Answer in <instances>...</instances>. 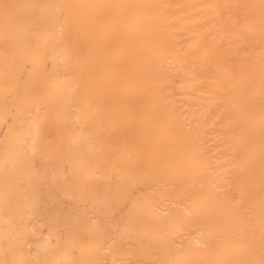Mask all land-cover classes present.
<instances>
[{
  "label": "bare ground",
  "instance_id": "6f19581e",
  "mask_svg": "<svg viewBox=\"0 0 264 264\" xmlns=\"http://www.w3.org/2000/svg\"><path fill=\"white\" fill-rule=\"evenodd\" d=\"M0 264H264V0H0Z\"/></svg>",
  "mask_w": 264,
  "mask_h": 264
}]
</instances>
